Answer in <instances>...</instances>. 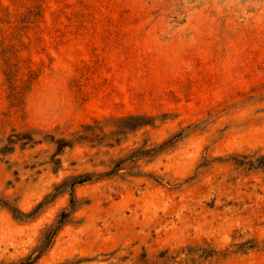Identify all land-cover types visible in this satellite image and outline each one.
Returning <instances> with one entry per match:
<instances>
[{"label":"rangeland","instance_id":"obj_1","mask_svg":"<svg viewBox=\"0 0 264 264\" xmlns=\"http://www.w3.org/2000/svg\"><path fill=\"white\" fill-rule=\"evenodd\" d=\"M263 243L264 0H0V264H264Z\"/></svg>","mask_w":264,"mask_h":264},{"label":"trees","instance_id":"obj_2","mask_svg":"<svg viewBox=\"0 0 264 264\" xmlns=\"http://www.w3.org/2000/svg\"><path fill=\"white\" fill-rule=\"evenodd\" d=\"M113 170H116L113 169ZM113 172V171H112ZM85 179L83 180H79V181H72V183L70 184L71 187H74L77 184H82V182H84ZM65 183V182H64ZM65 185V184H63ZM58 188V187H57ZM43 204H45V202L43 201L38 208H40L41 206H43ZM74 205V198H73V194H71V200H70V209L72 210V207ZM2 206L7 208V210H9L13 216L17 219L22 220V218H28L29 215L22 213L21 211H19V209H17L16 207L10 206L7 203H2ZM63 211L59 214V216L57 217V220L55 221V223L53 225H49L46 226L43 230H42V242L39 245V247L36 248L35 250V256L34 257H30L28 258L29 260L32 261V263H34L35 261H37L54 243L55 238L58 234V232L64 227L67 219L70 217L72 211ZM239 246H243L242 244ZM245 249V246H243ZM256 247V242H250V247L251 249ZM263 248H264V243H263Z\"/></svg>","mask_w":264,"mask_h":264}]
</instances>
